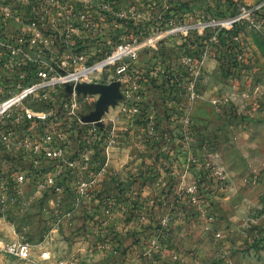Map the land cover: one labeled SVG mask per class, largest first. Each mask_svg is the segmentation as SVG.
Instances as JSON below:
<instances>
[{"label":"rangeland","instance_id":"rangeland-1","mask_svg":"<svg viewBox=\"0 0 264 264\" xmlns=\"http://www.w3.org/2000/svg\"><path fill=\"white\" fill-rule=\"evenodd\" d=\"M100 1L57 0V4H37V0H0L13 10L6 27L9 36L16 39L36 17L49 42L50 34L62 35V25L70 22L75 29L67 34L74 42L69 44H74L77 54H83L88 63L109 58L120 45L137 46L133 63L136 85L143 90L147 83L157 87L164 83L172 91L169 103L174 110H169L172 116L183 119L180 123L186 142L183 147H189L185 149L187 155L175 150L181 144L179 139L166 140V153L158 156L169 166L154 174L146 162L141 174L145 179L156 180L152 181L156 192L145 196L153 200L148 207H167L169 214H174L169 221L175 235L168 236L173 241L165 242L155 252L157 256L148 252L149 238H139L145 250L134 256L144 259L142 264H154V260L163 264L166 256L180 261L182 258L177 255L187 257L188 264H264V123L252 121L264 111V0H107L115 5V10H108L106 17L99 16ZM84 13L97 19L92 28L82 23ZM17 44L22 45V41ZM69 47L52 44L50 49L64 53L70 51ZM35 48L39 50L38 46ZM26 55L30 60L37 58L35 49L29 48L15 56L16 62L27 61ZM208 60L216 64L218 90L208 95V101L196 105L200 85L209 84L207 88L211 89L215 81L205 71ZM116 66V62L110 63L94 75L100 77V82H109L115 77ZM190 88L196 91L193 100ZM85 97L83 116L95 110L98 96ZM126 100L124 96L123 102ZM132 102L133 99L129 101ZM131 107L129 111L134 113ZM185 117L189 121L187 129L183 126ZM202 129L204 134H200ZM148 142L150 139L146 138L145 143ZM155 143L162 144L152 141ZM189 158L190 168L201 170L186 181V171L181 177L179 174L181 165L185 164L186 169ZM202 161L213 167L208 170L217 173L215 178L207 173ZM174 164L179 165L176 172L170 169ZM8 167L9 162L0 159V172ZM136 182L142 193L149 181H130L124 188H120L121 184L112 185L115 207L120 190L126 189L129 197ZM101 186L102 181L92 202L80 204L70 200L64 203L63 211L57 208V197H45L42 189L22 185L14 206L6 211L0 209V264H106L107 256L116 254L114 244L111 243L114 250L105 249L104 245L95 249L90 235L81 232L87 224L98 222L90 218L89 210L102 207L107 211L113 206L112 199L108 201L110 196H102ZM189 187H195V203L188 199ZM166 194L174 196L172 201H166ZM164 197L165 203L161 201ZM129 206L125 203L123 210H130ZM110 218L115 216L110 214ZM182 231L184 234L180 235ZM216 232L221 233L220 241L214 238ZM18 240L30 243L29 257L20 258L6 250L8 243ZM192 240L200 246L198 252L193 248L180 250L181 243ZM172 246L177 247L173 255L169 250Z\"/></svg>","mask_w":264,"mask_h":264},{"label":"built area","instance_id":"built-area-1","mask_svg":"<svg viewBox=\"0 0 264 264\" xmlns=\"http://www.w3.org/2000/svg\"><path fill=\"white\" fill-rule=\"evenodd\" d=\"M49 2L58 3L57 0H37V4ZM6 4L0 2V64L3 63L0 65V159L8 161L9 167L0 172V209L6 211L14 206L24 184L48 193H60L69 201L80 204L92 202L101 176L107 171L97 155L117 144V131L104 124L99 129L91 123L82 124L81 110L87 99L74 90L67 93L65 86L70 83L99 84L100 77L94 75L95 72L116 62L115 77L109 82H119L121 94L127 99L125 103L131 104L133 94L141 90V85L137 86L134 81L137 74L133 67L138 47L120 45L109 58L88 63L83 54H77L74 44H69L73 41L67 34L75 29L70 22L62 25L65 31L62 35L50 34L49 42L44 28L40 29L42 22L36 17L16 39L9 36L6 27L13 10ZM99 8V16L106 17L108 10H115V5L101 0ZM120 15L127 16L125 13ZM93 16L82 15L81 21L86 28H92L97 22ZM18 40L22 45L17 44ZM52 44L64 49L70 46V51H52ZM29 48L35 49L37 58L30 60L26 55L27 61L16 62L15 56ZM189 90L193 100L196 91L194 88ZM180 120L183 122L182 118ZM187 124L189 121L185 117L183 126L188 128ZM78 127L80 129L76 130ZM190 161V158L186 161V170L190 168ZM203 166L207 173L216 177L215 171L209 172L208 169L213 168L209 163L203 162ZM68 181H74L72 186ZM187 195L190 202L198 201L195 187H189ZM152 203L148 201V204ZM146 218V215H138V222L143 224ZM159 227L160 236L149 240L150 249L155 252L162 249L170 235L169 218L163 217ZM214 238L220 241L221 233H214ZM104 247L114 250L111 243H105ZM6 250L27 258L31 245L26 240H18L8 243Z\"/></svg>","mask_w":264,"mask_h":264},{"label":"crops","instance_id":"crops-1","mask_svg":"<svg viewBox=\"0 0 264 264\" xmlns=\"http://www.w3.org/2000/svg\"><path fill=\"white\" fill-rule=\"evenodd\" d=\"M206 70L208 72V75L210 76V79L215 80V84L213 83L211 89L207 88L209 84H207L206 86H204L203 84L200 85V95L195 101L196 105H202L204 101H208V95L214 94V92L218 90V87H215V85L219 83L216 78V64L210 60L206 61L205 71ZM109 83L110 82L105 81L99 82V84ZM171 95L172 91H169L164 83H161V85L158 87L153 86L152 82L147 83L146 87H144L143 90H140L139 93H136L134 95L132 102L133 105L132 103L127 104L123 102V100H121L112 107L108 108L105 113L106 117L105 120H103L104 125L112 127L117 131L118 140L115 146L106 148L97 155V157L100 159V162L102 164H105L107 169L106 173L101 176L102 186L99 188V191L101 192L102 196H110L111 198H107L108 201H110L111 199V201H113L116 197V195L111 194V187L113 184H121L120 188H124L128 183H130V181H149L146 183L147 186H145L146 188L142 193L137 182L132 185V190L135 191H133L129 197L127 195L126 189L120 190L121 192L118 197V204L116 207L114 205L115 202L113 201V206L111 205L110 209L107 211L102 207L94 208L88 211L90 218H93V221L98 220V222L95 223V225L92 223H89V225L87 224L81 232L90 235L91 238L89 241L90 243L95 245V249H97L98 247H102V245H104L105 243L114 244L116 254H110L109 256H107L108 259L106 258V264H137L136 262H139L138 264H142L143 262H145L144 259L137 260V257L134 256L136 252H143L145 250L143 249V247H145L143 245V241L138 242L139 238L142 240V238L145 237V239L149 238V240H151L156 236H160V220L163 217L170 218L174 216V214L172 213L169 214V209H167V207L161 210L148 207L147 202L150 200L145 196L146 194H154V192H156L157 188L154 186V183H152V181L156 180L145 179V176L141 174V168L145 165L146 162L150 164L148 170L153 171V173L155 171H162L166 169L165 166H169L166 161L162 162L163 158H160L158 156V154L160 153H166V150L163 146V143L166 142V140L170 142V140L173 141L175 139H179L181 144L179 147H176L175 150L180 154L187 155L188 151H186L185 149L189 147L188 145L183 147V144L185 145L186 142L184 139V133L182 131V125L180 123V117L176 115L172 116L170 114L169 109L173 108V105L169 103ZM181 98L183 101V96ZM97 99L98 97H95V101ZM129 106H132L131 108L135 110L134 113L132 111H129ZM261 113V116H258L255 120L252 121L264 123V111ZM148 128L152 129V132H149ZM204 131L205 130L202 129L200 134H204ZM207 134L210 135V133L208 132ZM195 135L196 134H194V136ZM146 138L150 139V142L145 143ZM152 141L162 144H152ZM143 143H145L146 145H144ZM189 150H191V148ZM168 151L170 150L168 149ZM197 152L200 155L204 154L203 150H197ZM205 152H208V150H205ZM148 154L152 155V157H147L146 155ZM178 166V164H174L173 167H170V169H174V172H176ZM181 166L182 169L179 177H181L180 175L184 171H186L184 175L186 181H189V178H191L194 173H196L198 170H201L198 167L189 168L188 170H186L185 164ZM154 174H156V172ZM163 175L165 176V173H163ZM70 182L72 181H68L69 184ZM41 192H43L42 195H44L45 197H57L56 200L59 201L58 203H56L57 208H62L63 211L64 203H69V200L60 193H48L44 190H41ZM164 196L168 197L167 194ZM165 197L161 200L163 203H165L166 201H172V198H174V196L172 197L171 195L165 201ZM126 200L127 202H125ZM125 203L130 204V210H123V206L125 205ZM86 208L88 209L89 207ZM110 214L112 216H115V219H111ZM141 214H146L147 216L143 224L138 222V215ZM173 232L174 230L170 229L171 236L175 235ZM182 234H184L183 231L182 233H180V235ZM171 239L168 238L165 240V242H169ZM134 240H136L135 244L132 243ZM90 243L87 244L90 246ZM146 245L148 246V252L152 255L157 256L155 251H152L150 249L149 241L146 243ZM179 247L180 250H183V248H193L197 252L200 250V246L195 243L194 240H192V242L188 244L183 242ZM175 248L177 247H169L170 253L173 252L172 255L175 252ZM178 254L181 253L179 252ZM177 256L182 259L180 261H178L177 259L174 261L172 260V257L166 256L164 263L188 264L189 260L187 257L183 258L179 255ZM154 264H158V262L154 260Z\"/></svg>","mask_w":264,"mask_h":264},{"label":"water","instance_id":"water-1","mask_svg":"<svg viewBox=\"0 0 264 264\" xmlns=\"http://www.w3.org/2000/svg\"><path fill=\"white\" fill-rule=\"evenodd\" d=\"M65 89L67 93L74 90L78 94L98 96L94 103L95 110L81 118L82 124L94 123L98 128L102 127L100 120L108 108L123 100L120 83L116 81L109 84L70 83Z\"/></svg>","mask_w":264,"mask_h":264}]
</instances>
